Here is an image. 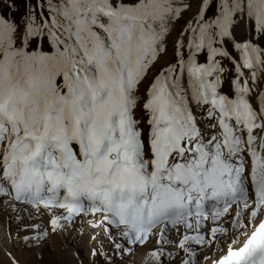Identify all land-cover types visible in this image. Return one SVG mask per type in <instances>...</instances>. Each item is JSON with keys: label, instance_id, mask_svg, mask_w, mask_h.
Masks as SVG:
<instances>
[{"label": "snow or ice", "instance_id": "obj_1", "mask_svg": "<svg viewBox=\"0 0 264 264\" xmlns=\"http://www.w3.org/2000/svg\"><path fill=\"white\" fill-rule=\"evenodd\" d=\"M0 208L9 264H264V0H0Z\"/></svg>", "mask_w": 264, "mask_h": 264}, {"label": "rangeland", "instance_id": "obj_2", "mask_svg": "<svg viewBox=\"0 0 264 264\" xmlns=\"http://www.w3.org/2000/svg\"><path fill=\"white\" fill-rule=\"evenodd\" d=\"M2 208H0V213ZM13 213H10L8 216L0 215V258L3 259L4 264H9L8 258L3 255V247L5 245H9L8 235L11 232L15 235V230L17 228V222L10 219ZM3 217V218H2ZM7 217V218H6ZM31 222V221H25ZM79 238V248L81 251V255L85 260L86 264L89 260L88 257V233ZM71 236V234H70ZM12 243H15L13 241ZM10 246V245H9ZM107 247V245H105ZM16 253H19L20 247L17 245V248L14 250ZM35 249L32 250V253L25 252L23 257L21 258V264H77L75 258L72 255V245H68L67 247L62 248L61 244L53 238L52 251H45L44 259L37 261L35 259L34 253ZM99 264V261H98ZM117 264H124L123 261L117 259Z\"/></svg>", "mask_w": 264, "mask_h": 264}, {"label": "bare ground", "instance_id": "obj_3", "mask_svg": "<svg viewBox=\"0 0 264 264\" xmlns=\"http://www.w3.org/2000/svg\"><path fill=\"white\" fill-rule=\"evenodd\" d=\"M10 213H6L3 209L0 213V215H5V216H8ZM14 215V214H13ZM3 218V217H2ZM7 218V217H6ZM14 221V220H13ZM87 235V233H86ZM97 243L100 244V243H103L105 245H107V242L104 240V237L103 235L99 236L98 239H97ZM137 260H139V256L136 257Z\"/></svg>", "mask_w": 264, "mask_h": 264}]
</instances>
